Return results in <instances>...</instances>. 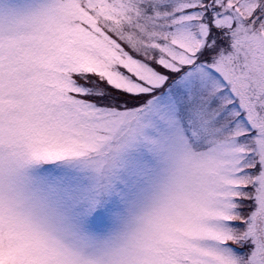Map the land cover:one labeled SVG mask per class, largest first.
I'll list each match as a JSON object with an SVG mask.
<instances>
[{
	"label": "snow or ice",
	"instance_id": "6c2138e0",
	"mask_svg": "<svg viewBox=\"0 0 264 264\" xmlns=\"http://www.w3.org/2000/svg\"><path fill=\"white\" fill-rule=\"evenodd\" d=\"M0 264H264V0H0Z\"/></svg>",
	"mask_w": 264,
	"mask_h": 264
}]
</instances>
